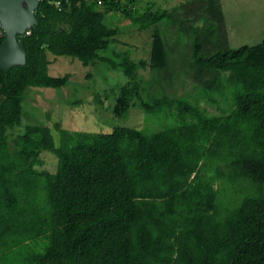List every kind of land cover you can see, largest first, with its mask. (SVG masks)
<instances>
[{
    "label": "trees",
    "instance_id": "trees-1",
    "mask_svg": "<svg viewBox=\"0 0 264 264\" xmlns=\"http://www.w3.org/2000/svg\"><path fill=\"white\" fill-rule=\"evenodd\" d=\"M136 2L41 0L38 24L19 36L26 64L0 68V264H264V40L233 50L221 0L172 11ZM109 12L152 30L148 61L119 55L129 81L114 115L137 104L165 111L163 128L93 133L57 124L56 144L49 127L29 125L11 144L27 90L69 83V75H50L48 53L85 66L108 61L100 52L119 33L104 23ZM176 27L192 40V79L209 103L230 100L221 114L152 94L171 82ZM140 69L153 74L149 101ZM44 151L58 157L57 172L39 169ZM243 183L248 191L241 198L234 186L225 206V190Z\"/></svg>",
    "mask_w": 264,
    "mask_h": 264
},
{
    "label": "rangeland",
    "instance_id": "rangeland-1",
    "mask_svg": "<svg viewBox=\"0 0 264 264\" xmlns=\"http://www.w3.org/2000/svg\"><path fill=\"white\" fill-rule=\"evenodd\" d=\"M192 0H137L136 6L141 10L148 6L155 9L175 10L182 4ZM228 30L230 46L236 50L242 46H252L264 40V0H221ZM193 20V17L190 16ZM190 18L188 20H190ZM104 23L116 28L119 33L117 41L111 43L108 49L100 52L108 61H95L85 66L80 60L68 56H55L48 53L51 62L49 73L54 77L70 76L69 83L64 88H30L27 90L23 102L22 123L9 130V140L14 144L17 136L23 134L29 125H42L51 129L56 144H59V135L55 130L57 124L68 131H83L93 133H110L115 127H131L148 129L151 131L163 128L167 120L165 111L150 113L140 106H134L123 118L114 115V107L118 94L126 86L129 78L125 75L120 63L121 54H128L132 61H148L151 56L152 30H139L137 25L126 18L122 13L109 12L105 15ZM193 21L185 23L190 25ZM171 35L173 49L171 59V82L168 81L164 89L156 87L152 94H165L170 97H185L190 102L206 108L209 114H221L219 107L228 108L230 100H223L217 107L210 104L204 90L199 88L192 79V40L188 35L179 32ZM175 32V31H174ZM117 65L115 67L114 65ZM166 73L156 74L153 82L164 78ZM153 74L149 70L140 69L138 81H143V100L149 101V82ZM154 83V84H155ZM165 84V85H166ZM146 89V90H145ZM171 122H175L171 119ZM44 166L39 169L52 173L58 170V157L51 152L41 154ZM245 185L228 187L222 196L225 206L233 200L234 192L239 186V196L242 198L249 189Z\"/></svg>",
    "mask_w": 264,
    "mask_h": 264
},
{
    "label": "water",
    "instance_id": "water-1",
    "mask_svg": "<svg viewBox=\"0 0 264 264\" xmlns=\"http://www.w3.org/2000/svg\"><path fill=\"white\" fill-rule=\"evenodd\" d=\"M41 0H0V25L4 41L0 45V68L10 70L25 65L27 52L19 36L38 24L36 10Z\"/></svg>",
    "mask_w": 264,
    "mask_h": 264
},
{
    "label": "built area",
    "instance_id": "built-area-1",
    "mask_svg": "<svg viewBox=\"0 0 264 264\" xmlns=\"http://www.w3.org/2000/svg\"><path fill=\"white\" fill-rule=\"evenodd\" d=\"M3 35H4V32H3V29H2V27L0 25V37H2Z\"/></svg>",
    "mask_w": 264,
    "mask_h": 264
}]
</instances>
